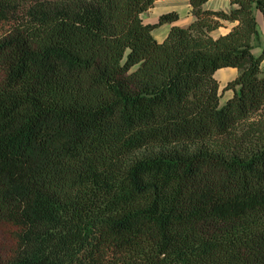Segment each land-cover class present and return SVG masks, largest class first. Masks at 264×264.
Returning <instances> with one entry per match:
<instances>
[{"label":"trees","instance_id":"trees-1","mask_svg":"<svg viewBox=\"0 0 264 264\" xmlns=\"http://www.w3.org/2000/svg\"><path fill=\"white\" fill-rule=\"evenodd\" d=\"M206 1L0 0V264H264V0Z\"/></svg>","mask_w":264,"mask_h":264},{"label":"rangeland","instance_id":"rangeland-1","mask_svg":"<svg viewBox=\"0 0 264 264\" xmlns=\"http://www.w3.org/2000/svg\"><path fill=\"white\" fill-rule=\"evenodd\" d=\"M172 9L178 11L181 17L180 19L181 22L187 21L188 18L187 15L189 14V6L187 0H156V2L152 7H150L148 10L144 11L141 14V17L144 21L145 20L156 21L157 17L162 12H166ZM166 27L167 24L157 26L156 28H154L153 34L157 38H160L165 32ZM236 73H237L236 68L227 67V68H222V70H218L215 73V76L218 79L220 86L222 87L228 80L233 78L236 75ZM230 93H231L230 90H225L222 94L221 102H223L224 99L230 95Z\"/></svg>","mask_w":264,"mask_h":264},{"label":"crops","instance_id":"crops-1","mask_svg":"<svg viewBox=\"0 0 264 264\" xmlns=\"http://www.w3.org/2000/svg\"><path fill=\"white\" fill-rule=\"evenodd\" d=\"M205 6L209 7V8H213V9H227L229 7V0H207L205 2ZM174 10V9H172ZM163 13V12H162ZM187 21L188 22L190 20V14L187 15ZM256 17H257V21H258V27H259V30L262 31L263 29V21H262V16L259 12L256 13ZM181 17L179 18V20L177 21V23H186V22H181L180 21ZM147 22H153V21H150V20H145ZM164 24H167V27H166V30L165 32L163 33V35L160 37V38H157L154 34V37L157 39V40H162L165 35L167 34V31H168V28L170 26V24L168 23H164ZM163 25V24H162ZM230 27V24H226V26H220L218 27L217 29L213 30L212 31V34L213 35H218L222 32H225L228 28ZM154 30V29H153ZM223 68H227V67H223ZM218 70H222V68L218 69ZM217 70V71H218ZM216 71V72H217ZM215 72V73H216Z\"/></svg>","mask_w":264,"mask_h":264}]
</instances>
